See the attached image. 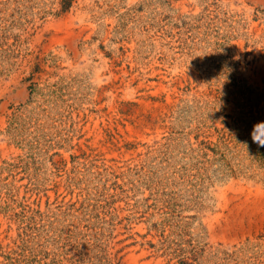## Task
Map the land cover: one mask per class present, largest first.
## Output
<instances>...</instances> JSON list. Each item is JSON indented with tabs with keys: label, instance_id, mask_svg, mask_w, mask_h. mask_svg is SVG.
Here are the masks:
<instances>
[{
	"label": "rangeland",
	"instance_id": "374dc122",
	"mask_svg": "<svg viewBox=\"0 0 264 264\" xmlns=\"http://www.w3.org/2000/svg\"><path fill=\"white\" fill-rule=\"evenodd\" d=\"M0 264H264V0H0Z\"/></svg>",
	"mask_w": 264,
	"mask_h": 264
}]
</instances>
